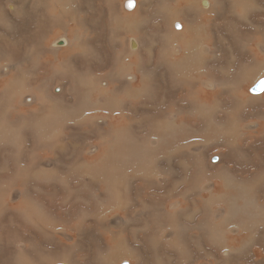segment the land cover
Listing matches in <instances>:
<instances>
[{"label":"bare ground","instance_id":"6f19581e","mask_svg":"<svg viewBox=\"0 0 264 264\" xmlns=\"http://www.w3.org/2000/svg\"><path fill=\"white\" fill-rule=\"evenodd\" d=\"M107 1L106 14L103 8V12H93L91 18L86 20L82 16L69 17L73 24L68 27V34L63 37L65 40H57L59 46L68 40L67 48L47 46L48 53L41 49L46 40L55 35L54 30L51 31L54 25L67 21V12L62 11L61 7L70 6L72 2H0V49L4 53L0 56V85L4 86V93L0 95V145L6 141L3 147L10 148L9 154L14 155L12 159L15 161L14 164L6 163L0 167V170H6V173H0V177L6 176L12 169L20 168L22 156L29 157L26 161L30 162L37 158L47 160L23 168L26 175L33 171L42 172L38 176L34 175L27 189L30 193L25 190L23 179L18 176L22 173L11 174L13 177L7 186L8 192H0L3 196L2 205L8 200L10 210L34 212L36 218L33 220L31 217L33 222L27 218L30 228L22 231L27 234H52L76 256L78 264H88L90 256L91 264H241L243 253L249 252L247 246L253 245L255 235L244 240V244L239 247L226 246L227 236L231 230L233 233L251 231L250 228L255 229L254 225L258 221L264 227V207L259 206L255 200L256 193L251 192L246 182H238L222 169L221 162L236 159L237 153L231 146L233 144L227 141L220 153L206 155V149L211 146L209 141L201 138L196 139L199 141L186 140V136L181 138L179 133L185 125L178 123L174 115L175 112L178 114L189 109L199 112L198 116L205 121L200 113L202 103L199 105L197 102L200 96L213 100L215 106L218 98L226 96L227 99V96H232L233 93L223 90L220 85L230 77L236 50H231V60L228 67H224L217 60V49L219 51L224 46L230 47L239 39V46L254 42L264 52V30L251 34L253 30L242 25L252 10L263 15L261 10L264 8L260 6V0H155V3L153 0H137L135 8L130 11L122 8L123 0ZM224 8H230L228 17L223 16L225 29L230 32V36L218 44L217 37L222 33L220 15ZM56 9L58 12L53 19L46 16L45 13ZM148 13L150 17H147ZM161 19H164L165 24L160 22ZM179 21L183 23V28ZM143 23L146 24L144 28ZM23 25L27 35H20H25L22 42L2 33H8L11 28L15 31ZM107 33L111 34V40L116 44L109 66L101 59L91 61V55L101 53ZM21 43H24V48L33 43L31 51L35 55L21 57L24 51ZM112 62L113 66L108 70ZM136 63L141 64L138 71L134 69ZM161 64L168 66L173 81L169 86L174 88L168 93L165 90L166 75L156 71ZM259 68L257 64L252 68L245 67L243 74L238 76V82L243 84L251 79L252 72H257ZM87 70L90 73H76ZM260 71L264 74V70ZM157 73L162 81H154ZM5 78H8L7 83L1 84ZM133 82H137L136 87ZM263 92L264 89L254 95ZM94 93H97L98 102L91 101ZM236 94L245 97L241 102L249 106L253 102L264 101V96H247L245 92L242 95L240 92ZM139 97L143 114L146 113L149 118L143 121L139 117L137 123L134 118L137 106L132 102L135 103ZM127 98L132 101L130 109ZM156 98L161 100L159 104L155 102ZM3 102H7L9 107L28 112L15 114L19 121L10 120V111L3 114ZM222 102L221 108L227 111L221 113L218 127L230 130L234 122L227 115L231 103ZM95 105L99 107L93 108ZM236 118L238 122H244V128L264 122L263 113L256 117V122L245 120L242 113ZM144 124L147 129L142 128ZM197 125L200 126V122L192 124V128ZM130 126H141L134 137ZM71 127L85 129L84 137H81L84 143L72 142L74 133L70 132ZM91 128L96 131L93 133L95 136H91ZM122 133L123 144L127 148L123 161L120 158L121 146L118 150L115 148L122 142L119 135ZM22 135L29 141L30 138H37L51 146L47 149L33 148L35 152H24L18 149ZM91 139L97 143L93 144ZM216 140L224 141L221 137ZM60 141L65 143L58 144ZM190 144L194 145L196 156L201 158L199 169L191 180V193L207 190L208 197L201 196L204 199L203 209L210 210L207 218L184 213L183 207L188 203L190 191L188 188L178 191V187L182 186L186 178L176 173L164 154L160 155L164 147L172 150V154L175 148H181L184 154L185 151L189 152ZM101 147L105 149L102 153L97 151ZM62 152L67 156H61ZM93 152L97 157L91 160ZM249 153L242 151L239 156L246 158L245 155ZM102 155L105 159H102ZM205 156L209 159L208 163L216 166L212 174H208L206 169ZM256 174H260L256 184L262 185L264 166L258 168ZM19 183L21 187H18ZM145 183L152 184L154 188L146 190L148 188ZM12 185L16 190L14 196ZM143 186L145 189H142ZM176 186L177 192L173 195ZM233 189H238L241 194H232ZM143 190L145 196L141 194ZM51 191L61 193L62 199L52 197ZM201 197L196 196L195 203ZM239 199L244 201L243 205L236 203ZM177 202L181 208H177ZM169 205L175 208L172 212L167 209ZM213 207H218L217 211L214 209L213 212ZM220 209L223 212H218ZM238 215L240 223L234 222ZM13 220L12 216H7L4 221L10 223ZM190 232L194 244H189L187 235ZM204 241L208 242L207 249L202 248ZM16 242L20 249L19 261L28 263L31 260L27 256L30 246L20 238ZM194 246L196 250L190 249ZM64 253L67 252L54 255L64 257ZM55 260L60 262L55 261L53 264H72L65 258ZM257 261L264 264V260Z\"/></svg>","mask_w":264,"mask_h":264},{"label":"rangeland","instance_id":"374dc122","mask_svg":"<svg viewBox=\"0 0 264 264\" xmlns=\"http://www.w3.org/2000/svg\"><path fill=\"white\" fill-rule=\"evenodd\" d=\"M16 1L21 2V1H25V0H16ZM165 1L166 2H171V0H165ZM0 2H7V0H0ZM31 2H33V0H31ZM66 2L68 4L70 2H72V4L70 6L64 5V6L61 7L62 11L67 12V21L62 22V23H56L54 25V28L51 29V31L54 30L55 35H53V37H51L50 39L46 40L45 45H43V48L41 49V51H43V52L48 53L47 52L48 51L47 46H49V47L50 46L58 47L59 46V45H57L58 41L65 40L63 37L66 36L65 34H68V27L71 24H73V21L70 20L69 17H71V16H82L84 18V20H86L88 18H91V13L94 14V13H98V12H103L102 10L104 8V12L103 13L106 14V8L108 9V1L107 0H105V1L104 0H66ZM136 2H137V0H123L122 1V8H124L127 11H130V10H132V8L133 9L135 8ZM153 2L155 3V0H153ZM259 4H260V6L262 8H264V0H260ZM58 9L51 10V11L45 13V14H46V16L48 18L53 19V16L58 12ZM150 10H153V9L150 8ZM239 11H240V9H239ZM251 12L248 15L249 17L248 16L246 17V19L248 18L247 21L243 22L242 25L244 26V28L250 27L254 31L253 32L251 30L252 31L251 34L258 33L259 31H263L264 30V28H263L264 27V24H263L264 23V9L261 10L263 15H260L259 11H257V10H252ZM229 13H230V8H224L222 14L220 15V19H221L220 30H221L222 33H220L218 35V37H217V43L218 44H221V40L222 39L228 38L230 36V32L225 29V19H224L225 17H228ZM147 15H148L147 17H150L149 13ZM223 16H224V18H223ZM191 18H193V16H191ZM105 21L107 22V17L105 18ZM160 22L162 24H165L164 19H163V21L161 19ZM246 22H247V24H245ZM27 23H24V24H27ZM180 23L182 24V28H183V23L182 22H180ZM150 24H151V22H150ZM142 25H143V28L146 26V24H144V23ZM261 26H262V28H261ZM24 28L25 27L23 25V27L21 26V27H19V29H16L15 31H13V29L11 28V30H8V33L4 32V31H2V33H4V35L5 34L8 35V37H10L11 39H16V40L20 39L19 41L22 42V39L24 38L25 35H23V37L20 36V35L21 34H26V31H27V29H24ZM255 28H257V29H255ZM50 32H48V33H50ZM50 35H51V33H50ZM16 36H18V37H16ZM72 36H77V34H73ZM102 36L105 37V35H102ZM29 38H30V36H29ZM105 39H106V43L103 46H102V44L99 45V47L102 46L101 53L95 54V55H91V61L96 60V59H101L109 66L110 62H111L112 53L114 52L116 44L112 42L111 34H109V33H107V37ZM95 42H96V39L93 40V43L91 45L93 46L95 44ZM240 43L241 42L238 39V40L233 42V44L230 46L231 48L224 46L219 51L217 49V54H218L217 60L224 67H228V63L231 60V56H232L231 55V50H233V49L236 50L235 54H234V56H236L235 57V61H234L235 64H234L233 69L231 70L230 77H229V79H228V81L226 83L220 85V87L223 90L228 91L230 94L233 93L232 96H227V99H226V96L218 98L219 100H217L218 101L217 106H215L213 104V102H214L213 100H210V99L205 98V97L203 98L202 96H200V99H199L200 101L198 100L197 102L199 103V105H201V103H202L203 107L200 108L201 109L200 113H201V116L206 119L205 121L198 116L199 112H193L192 110H189V109H186V110H184V111H182V112H180L178 114H176V112H175L174 117H175V119L177 117L176 120H177L178 123H183L185 125V126L182 127V132L179 133L181 138H185V136H186V138H185L186 140H194V139L196 140V139H200L201 138V139H207L209 141V144H211V146L206 149L207 150L206 151V155L210 154V153L212 154V152L213 153L214 152L215 153L216 152L220 153L221 152V148H223L227 144V141H228V144H233L231 146H233V148H235V150H234L235 154L237 153L236 154V159H235V161H233L231 159L230 161H226V162H223V163L221 162V165H223L222 169L225 170V171H228L227 173L230 176L234 177V179L238 180V182H240V181L246 182L249 185V187L251 188V192H255L256 193V196H255L256 199L255 200L258 201L259 206H261L263 208L264 207V205H263L264 204V182L262 183V185H257L256 183L259 182L258 179L260 180V178H259L260 174L259 175L256 174V176H255V173L258 170V168H262L264 166V122L260 123V125H258V126L254 125L251 128H249V127H245L244 128V122L242 120H241V122L240 121L238 122L237 118L235 119V117H238V115L242 113L243 117L245 118V120H247L249 122L250 121H253V122L255 121L256 122L257 121L256 117L258 115L262 114V113L264 114V101L253 102V103H251V106H249V105L241 102L243 99H245V97H239L236 94V93L240 92V94L242 95V93L245 92V94L247 96H264V92L261 93V94H258V95H254L253 92L251 93V89L253 88L251 86H254L255 83H258L261 79H264V74H262L261 73L262 71H260V69L264 70V52L262 51V49H259L255 45L254 42H252V44L251 43L247 44L244 47L239 46ZM60 45L61 46H59V47L61 49H63V48L66 49L67 45H68V40H67L66 44H60ZM21 46L23 47L22 50H24L20 54L21 57H28V56L35 55V53L33 51H31L32 48H33V43H31L29 46H26L25 48H24V43H21ZM252 47H255V49L253 50ZM1 50L2 49H0V56H2L4 54V53H2ZM22 50H20L18 52L20 53ZM5 51H7V50H5ZM255 55H256V57H255ZM78 56H81V55L78 54ZM255 58H256V60H255ZM48 60L50 61L49 58H48ZM257 61H259V63ZM38 62L36 61V63H38ZM250 63L251 64L254 63V64L251 65ZM256 64L260 65V68L258 69L257 72H254V71L252 72L251 79L245 81L243 84L239 83L238 82V78H239L238 76L243 74L245 67L252 68ZM26 65L29 66L28 63H26ZM135 65L136 66H134V69L135 70L137 69L136 71H138L139 67H141V64L140 63H136ZM161 65L159 66V68L156 71L166 75L165 90H166V93H168V91L171 90V88L172 89L174 88V87H170L169 86L171 83H173V81H172V79L170 77L169 70L167 69L168 66L167 65L165 66L163 64H161ZM112 66H113V62H112L111 66H110V68L108 70H110ZM147 67H148V65H147ZM76 73H85V74H87V73H90V72H89V70H87V72L80 71V72H76ZM7 81H8V78H5V80L3 82H1V84H6ZM154 81L155 82L162 81L159 78L158 73L154 75ZM67 84L68 83H66L65 86ZM134 84H135L134 86L136 87L137 86V82L134 83ZM27 85H28V82H27ZM201 85L203 87H205L204 84H201ZM205 88L207 89V87H205ZM61 90L63 91V89H61ZM230 90H232V91H230ZM235 91H236V93H235ZM3 93H4V86L0 85V95H2ZM140 98L141 97L137 98V101L135 103L130 101V100H128V98H127L128 104H129V109L131 107L130 106L131 102L135 106H137L136 114H135V112L133 113V116L135 114L134 118H135V121L137 123L139 121V117L143 121H145V120H147L149 118V116H147L146 113H145V115L143 114V111L141 109L142 106H141ZM52 99L56 100V98H52ZM166 99H167V97H166ZM91 101L92 102H98L97 101V93L93 94V97H92ZM160 101L161 100L157 99V101H155V102H157L159 104ZM226 101L231 103L230 110L227 112V115L229 117V120L234 121L233 123H231L232 127H231L230 130H228V129L224 130L226 128L218 127V125H219L218 121L221 118V113H223L224 111L225 112L227 111L226 108H221V102L222 103H227ZM149 103H151V102H149ZM1 105L3 107V114H5L7 110L10 111V115H9L10 120L14 119V120L19 121V119H18L19 117L17 116V115H20L19 112H21V113L28 112V111H24V110H21V109L17 110V108L14 107V106H12V107L10 106L9 107L7 105V102H3ZM210 105H212V106H210ZM95 107H99V106L95 105L93 108H95ZM205 107L207 109H205ZM255 110H256V112H255ZM90 111H91V109H90ZM78 113H80V112H77V114ZM207 113H210V114H207ZM15 114H17V115H15ZM214 115H215V117H214ZM32 116H34V115H32ZM233 117H234V119H233ZM210 118H211V120H209ZM197 122H200V124H201L200 126L201 127L199 125H197L196 128H192V124H197ZM207 122H210V123H207ZM186 126H187V129H186ZM139 127H141V126H130L129 127V128H133L132 131L130 130L132 135H133V137H134L135 132H138L137 130L139 129ZM142 128L143 129H147L146 124H144L142 126ZM199 128L200 129L204 128V129L200 130ZM83 130H85V129H83L81 127H71L70 128V132L74 133V134H72V135H74V138L71 139L72 142H79L80 144L84 143L82 141V139H81V137H84L83 136L84 135L83 134ZM203 130H205V131H203ZM211 130H213V131H211ZM186 131H188L189 134ZM201 131L204 132L205 134L202 135ZM222 131L227 132V134H223L224 132H222ZM67 132L69 133L68 130H67ZM183 132H184V134H183ZM93 133H96V131H94V129L91 128V136H95V134H93ZM119 135L122 137V140H121L122 142L120 141L122 145L121 144H117L115 148H116V150H118V148L121 146V156H120V158L123 161L125 159L127 148L123 144V133L119 134ZM200 135H202V136H200ZM227 136H229L230 138H228ZM219 137L223 138L224 141L223 142H218V140H216V139L219 138ZM210 138L212 140H210ZM226 138L229 139V140H227ZM91 140H92L91 142L93 144L97 143V141L95 139H91ZM254 140L257 141V142H255ZM196 141H199V140H196ZM231 142H233V143H231ZM63 143H65V142L64 141L58 142V144H63ZM200 143H194V144H200ZM5 144H6V141H5V143L3 145H0V167L3 166L6 163L14 164V162H15L12 159V157L14 155L12 153L9 154L10 148L9 147H3V146H5ZM246 145H247V147H246ZM50 146H51L50 144H47V143H45V142H43V141H41V140H39L37 138L32 139V140L30 138V141H29L26 138L25 135L21 136V138L19 139V143H18V149H21L22 151L29 152V153H30L31 150H33V148L47 149ZM193 146H194L193 144H190L189 152L185 151L184 154H183L181 148H179V149L175 148V150H173V154H172V152H171L172 150H169L168 148L164 147V150H162V151L160 150V155L164 154V157H167V160L169 159V162L172 164L171 166L174 168L175 171H177L176 173H178V175H179V173H181L180 174L181 178H186L184 180L182 186L178 187V191L179 190L180 191H184L183 189H187V188H188V191H190L188 196H187L188 203L186 204V206L183 207L184 208V213H188V215L189 214L190 215H195V217H198V218L199 217L200 218L201 217L207 218L210 215V210L208 211L205 207H204L205 209H203L202 206H204V204H203V200L204 199H202V197H201V196H204L205 198L208 197L207 190L205 191V189H204V190L199 191L198 193H191L192 191H191V188H190L191 180H192L194 174L196 173V171L199 169L200 165L198 166V163L200 162L199 160L201 159L200 156H196L197 154H196V151L193 150ZM2 150H3V152H2ZM104 150L105 149H103L102 147L101 148H97V151L101 152V153ZM241 150L242 151H249L250 153H249V155L248 154L245 155L246 158L240 157L239 155L242 154ZM33 151L35 152L36 150H33ZM237 151L239 152V154H238ZM230 154H231V152L229 151L228 155H230ZM43 156H44V154H43ZM61 156L65 157V156H67V154L62 152ZM91 156H93V157H91V160H92L95 157H97V154L95 152H93V154H91ZM186 156H189V157L186 158ZM176 157H178V158H176ZM206 157L207 156H205V160H204L205 164L207 166L206 169H208L207 170L209 172L208 174H212L213 173L212 172L213 168L216 167V166L215 165H211L210 163H208L209 159L206 158ZM28 158L29 157L23 158V156H22V158L20 160L22 162L20 168L12 169L13 171L9 172L6 176L0 177V192L1 191L8 192L7 186L10 183L11 178L13 177L11 174L16 173V172L22 173V175L19 174L18 176L23 179L25 190L28 193L31 192V191H28L27 189L31 185V181H32L34 175L38 176L42 172L38 171L37 173H35L33 171V172H30L28 175H26V174H24L23 168L24 167H28L29 164H30L29 167H31V166L35 165L34 164L35 162L43 163V162H46L47 160L43 161V160H40V159L37 158V160L30 162V160L26 161ZM102 159H105V156L102 155ZM254 166L256 168L258 167L257 170H256V168ZM201 169H202V166H201ZM5 171H6L5 169H1L0 173L1 174L2 173H6ZM190 177H191V179H190ZM186 182H187V184H186ZM21 185L22 184L19 183L18 187H21ZM68 185H71V183H68ZM144 185L147 186L148 189H146V190H148V191H149L150 187L154 188V186L152 184L150 185L148 183H145ZM12 188H13V196H14L16 194V190L14 189L13 185H12ZM142 189H145V186H143ZM173 189H174L173 195H175L176 192H177V186L174 187ZM234 192L236 194H241L238 189L231 190L232 194ZM141 194H142V196L146 195L144 190L141 192ZM51 195H52V197L55 196L56 199H62L61 193H57L56 191H51ZM196 196L197 197H201V199H199L200 201L198 200L195 203ZM140 199H143V198L141 197ZM144 199H145L144 201L146 202V197H144ZM2 200H3V196H1V194H0V239H1L0 240V264H24V263H22V261L21 262L19 261L18 255L20 254V249L16 245L17 242L15 243V240L19 239V238L21 239V241L25 242L28 246H30V249H31L29 251V253L27 254V256L31 257V260L28 263H26V264H53L56 261L55 258H65L66 260H68L72 264H78L77 260H76V256L69 250L68 247H66L64 244L61 243L62 241L57 239L52 234H48L47 235V234L36 233V232H34L35 234H32V233L31 234H27V233L22 231L23 229L30 228L27 218H29L33 222V220L36 218V216L33 215L34 212L26 213V212H24V209H22L19 212L18 211H14V210H10V209H8V200H6L4 202V205H2V203H1ZM77 201H79V200H77ZM180 202H181V200H180ZM236 203H239L240 205H243L244 201L239 199ZM224 206H225V208L227 210L228 209L227 206L226 205H224ZM170 207H171L170 205L167 206V209L170 212H172V210H174L175 208L174 207L170 208ZM177 208H181L180 203H178ZM217 208L218 207H213L212 211L214 212V209L217 211ZM218 212H223V211H221V209H220ZM7 216H12L14 218L13 222H10V223L5 222L4 220H5V218ZM31 217L33 218V220L31 219ZM239 219H240V215H238V218H235L234 222L240 223ZM6 223H8V224H6ZM193 223L194 222H190L189 224H193ZM261 223H262L261 221H258L257 223H255V225H254L255 229L250 228L251 231H248V232L239 231L237 233H233L232 230H231L230 233L227 236V239H228L227 241L228 242H227L226 246L239 247L240 245L244 244V240L245 241L249 240L250 237H252V235H255L253 237V239H252L253 245H251V246L248 245L247 246L248 249H249V252L246 253V254L243 253L244 256L241 258L242 260H240L241 264H261L257 260H259V259L264 260V227H262V225H259ZM231 224L229 226L230 228L232 227ZM244 232L246 234H248L247 235L248 239L245 237ZM249 233H250V236H249ZM236 234H238L240 236H238ZM187 237L190 239L189 244H194V240L192 239V232H190L189 235H187ZM237 242H239V243H237ZM202 248L203 249H207L208 248V242L204 241V243L202 245ZM190 249L196 250L197 248L194 246V247H190ZM251 249H252V252H254V253L251 252ZM59 252H62V253L63 252H67V253H64L65 254L64 257L61 256V255L60 256H55L54 255L55 253H59ZM48 253L51 254L50 257L47 256ZM122 261H126V260H122ZM56 262H60V261H56ZM88 264H91V256H90V261H89Z\"/></svg>","mask_w":264,"mask_h":264},{"label":"water","instance_id":"95a60500","mask_svg":"<svg viewBox=\"0 0 264 264\" xmlns=\"http://www.w3.org/2000/svg\"><path fill=\"white\" fill-rule=\"evenodd\" d=\"M264 89V79H261L252 89L253 93H260Z\"/></svg>","mask_w":264,"mask_h":264},{"label":"snow or ice","instance_id":"6c2138e0","mask_svg":"<svg viewBox=\"0 0 264 264\" xmlns=\"http://www.w3.org/2000/svg\"><path fill=\"white\" fill-rule=\"evenodd\" d=\"M133 6V5H132ZM180 27V26H179Z\"/></svg>","mask_w":264,"mask_h":264}]
</instances>
